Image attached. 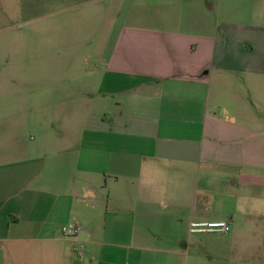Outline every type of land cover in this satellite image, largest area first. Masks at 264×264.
<instances>
[{
	"label": "crops",
	"instance_id": "crops-1",
	"mask_svg": "<svg viewBox=\"0 0 264 264\" xmlns=\"http://www.w3.org/2000/svg\"><path fill=\"white\" fill-rule=\"evenodd\" d=\"M246 22L126 31L87 119L42 145L0 142V264H255L264 27ZM193 221L231 232L194 234Z\"/></svg>",
	"mask_w": 264,
	"mask_h": 264
},
{
	"label": "rangeland",
	"instance_id": "rangeland-1",
	"mask_svg": "<svg viewBox=\"0 0 264 264\" xmlns=\"http://www.w3.org/2000/svg\"><path fill=\"white\" fill-rule=\"evenodd\" d=\"M249 20L264 27V0H0V142L42 145L87 119L126 31L170 34L200 21L215 33ZM244 259L264 264V246Z\"/></svg>",
	"mask_w": 264,
	"mask_h": 264
},
{
	"label": "built area",
	"instance_id": "built-area-1",
	"mask_svg": "<svg viewBox=\"0 0 264 264\" xmlns=\"http://www.w3.org/2000/svg\"><path fill=\"white\" fill-rule=\"evenodd\" d=\"M190 230L194 234H229L231 225L228 221H193ZM64 236L74 239L80 232L77 226H64L62 228Z\"/></svg>",
	"mask_w": 264,
	"mask_h": 264
}]
</instances>
